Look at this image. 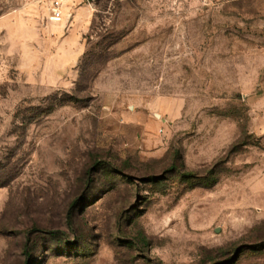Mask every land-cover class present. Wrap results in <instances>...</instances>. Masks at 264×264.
<instances>
[{"label": "rangeland", "instance_id": "rangeland-1", "mask_svg": "<svg viewBox=\"0 0 264 264\" xmlns=\"http://www.w3.org/2000/svg\"><path fill=\"white\" fill-rule=\"evenodd\" d=\"M0 0V264H264V0Z\"/></svg>", "mask_w": 264, "mask_h": 264}, {"label": "built area", "instance_id": "built-area-1", "mask_svg": "<svg viewBox=\"0 0 264 264\" xmlns=\"http://www.w3.org/2000/svg\"><path fill=\"white\" fill-rule=\"evenodd\" d=\"M51 18L59 19L61 17V1L60 0H52L49 6Z\"/></svg>", "mask_w": 264, "mask_h": 264}]
</instances>
